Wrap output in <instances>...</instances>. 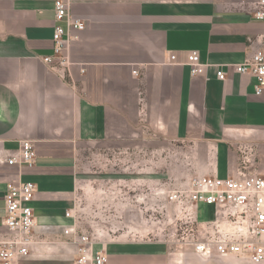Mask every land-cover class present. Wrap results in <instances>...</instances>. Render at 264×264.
Here are the masks:
<instances>
[{"label": "crops", "instance_id": "0c3cea01", "mask_svg": "<svg viewBox=\"0 0 264 264\" xmlns=\"http://www.w3.org/2000/svg\"><path fill=\"white\" fill-rule=\"evenodd\" d=\"M261 8L259 0H73L70 12L85 28L70 32L66 70L43 61L53 53L54 0H0V239L7 184L37 186L35 243L17 264H75L65 230L77 226L86 149L119 158L150 150L152 164L163 148L179 149L185 162L193 146L204 151L199 175L264 171V95L252 75L233 69L264 48ZM190 50L208 63L201 75L185 64ZM22 140L34 144L35 163L9 165ZM197 217L213 220V206L200 205ZM183 244L96 237L94 249L109 264H250L247 255H201Z\"/></svg>", "mask_w": 264, "mask_h": 264}, {"label": "built area", "instance_id": "2783aa9c", "mask_svg": "<svg viewBox=\"0 0 264 264\" xmlns=\"http://www.w3.org/2000/svg\"><path fill=\"white\" fill-rule=\"evenodd\" d=\"M72 1L54 0L53 53L43 57V61L53 68H69L72 64L69 47L74 38L70 32L85 28L84 21L70 12ZM259 3L262 8L255 16L264 20V0ZM169 60L178 62L177 53H171ZM185 64L192 76L203 74L208 66L201 60L198 50L187 52ZM233 69L239 74L252 75L255 94L264 95V48L257 49L250 59L235 64ZM217 77L225 80L227 74L219 68ZM35 158L32 141L22 140L18 154L8 158L7 163L32 166ZM36 192L37 186L32 181L7 184L4 194L7 232L0 239V264H17L30 253L36 227L31 202ZM166 197L181 208L184 223L181 239L197 254L209 255L216 250L220 255H247L250 264H264V171H246L243 167L234 177L198 175L190 180L187 188L172 190ZM202 204L213 206V220H198L197 212ZM66 215L74 217L71 211ZM65 233H72V242L77 245L75 264H109L108 254L103 249H94L96 236L80 232L76 224Z\"/></svg>", "mask_w": 264, "mask_h": 264}, {"label": "rangeland", "instance_id": "374dc122", "mask_svg": "<svg viewBox=\"0 0 264 264\" xmlns=\"http://www.w3.org/2000/svg\"><path fill=\"white\" fill-rule=\"evenodd\" d=\"M94 151L86 149L79 166L72 207L79 231L93 234L98 242L142 238L181 247L182 210L166 196L187 188L193 177L204 173V151L192 146L184 162L179 149L163 148L152 164L150 150H127L121 158L114 152L118 150ZM143 158L148 159L146 164Z\"/></svg>", "mask_w": 264, "mask_h": 264}]
</instances>
